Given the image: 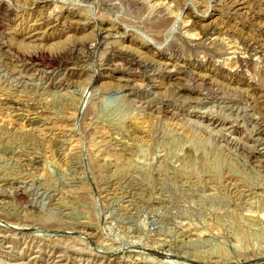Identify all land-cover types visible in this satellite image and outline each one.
<instances>
[{
    "label": "rangeland",
    "instance_id": "obj_1",
    "mask_svg": "<svg viewBox=\"0 0 264 264\" xmlns=\"http://www.w3.org/2000/svg\"><path fill=\"white\" fill-rule=\"evenodd\" d=\"M0 264H264V0H0Z\"/></svg>",
    "mask_w": 264,
    "mask_h": 264
},
{
    "label": "bare ground",
    "instance_id": "obj_2",
    "mask_svg": "<svg viewBox=\"0 0 264 264\" xmlns=\"http://www.w3.org/2000/svg\"><path fill=\"white\" fill-rule=\"evenodd\" d=\"M170 1H172V0H170ZM232 7H233V9L236 12L243 10L242 3L241 2H238V1H236V3H234ZM155 10L157 11V13L159 15H161L164 18V20H165L164 25L167 24L166 22H168L169 17H170V14L168 13V10L165 9V5L162 2H159V3H157L155 5ZM244 10H245V8H244ZM61 14H62L61 11H59V12H56L55 11V12H52V14H48L47 16H45V18L44 17L43 18H40V19L37 18V20H35L34 22H32L33 23L32 25H30L28 28H26L25 30H23L24 32L22 33V36H24L25 39H27L28 41H30L32 43H37L38 41L39 42H42L43 40H45L47 38V36L50 37V34H52L54 31H58L56 29V26L57 25H53V24L56 23L55 22L56 18L59 17ZM204 18H207L206 20H208V19H211V16L204 17ZM204 18H202V19H204ZM46 21H48V22L51 21V24L49 25L50 27L49 26L48 27L46 26V24H45ZM53 22H55V23H53ZM73 24L76 25V28L73 29V31L75 33H82L85 25L86 26L88 25V24H86L84 22H81V21L80 22H76L75 21V22H73ZM45 27H47V29L45 31H43V29ZM189 27H190V24L189 23H186L183 26V29L186 31V33L183 34V38L186 41H188L189 43H197L200 40H201V42H209V43L219 42V41H221L222 31L224 29L223 28V29L220 30V28L218 26H215V24H213L212 22H209V28H208L206 34L202 38L198 39L197 37H194V35H192L189 32V29H188ZM65 31L66 30L63 31V36H68V34ZM106 32H109V34L110 33H113V32H116V28H114L112 26L109 29H107ZM61 33H62V31H61ZM225 33H227V31ZM37 44H39V43H37ZM91 44H92V41H87V42H85L83 44V46L84 47L85 46L88 47ZM247 45H248V47L250 49H252L254 51L257 50V52H259V53L262 52L261 50L259 51L258 48L255 47L256 45L254 46L253 43H248ZM229 48H230V55L234 56L235 59H238V60L240 59L241 61H243L242 56L238 52H236L234 48H231V47H229ZM123 53H124V56L130 62H132V64H135L137 66L139 65L138 67H140V66H143V67L148 66V65H151V63L153 62L152 60L151 61H144V60H142V58L140 59V56H137L136 54H134L132 51H129V50H125V52L123 51ZM157 57H158V59H164L166 62H170V60L167 59L165 56H157ZM40 59H41V56H40V54H37V53H33V54H30L28 56V61H30V62H37ZM53 59L54 58H51L49 60L53 61Z\"/></svg>",
    "mask_w": 264,
    "mask_h": 264
}]
</instances>
